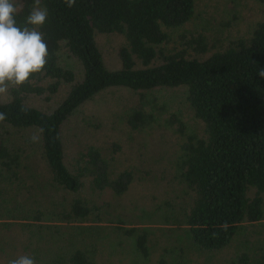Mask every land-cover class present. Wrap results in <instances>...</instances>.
Segmentation results:
<instances>
[{"label": "trees", "instance_id": "trees-1", "mask_svg": "<svg viewBox=\"0 0 264 264\" xmlns=\"http://www.w3.org/2000/svg\"><path fill=\"white\" fill-rule=\"evenodd\" d=\"M20 2L15 18L22 27L34 0ZM196 5L197 0H75L68 7L65 0H41L48 11L37 29L48 47L45 68L23 86L0 93V113L6 116L0 121L1 264L23 255L35 264H98L99 256L121 264L123 237L146 260L155 245L171 261L161 264H186L178 259L185 258L182 243L162 246L147 229L109 219L112 205L104 195L126 194L133 172L114 175V160L92 144L67 164L62 126L112 89L137 97L119 115L134 132L156 125L148 97L160 89L185 88L204 126L200 136L187 134L176 118L169 121L186 138L174 160L184 190L181 205L168 201L161 216L165 224L179 226V241H189L199 253H216L230 246L244 224L264 221V78L258 75L264 69V20L224 45L179 32L195 19ZM98 33L125 38L119 70L107 68ZM62 53L81 65L78 74L61 65ZM27 130L37 133L36 141L26 137ZM232 264H248V256Z\"/></svg>", "mask_w": 264, "mask_h": 264}, {"label": "rangeland", "instance_id": "rangeland-1", "mask_svg": "<svg viewBox=\"0 0 264 264\" xmlns=\"http://www.w3.org/2000/svg\"><path fill=\"white\" fill-rule=\"evenodd\" d=\"M260 20H264V0H197L195 19L179 32L204 34L225 45L232 39L248 35L254 24ZM179 32H174V39H177ZM96 41L107 68L112 71L119 70V50L125 45V38L118 34L98 33ZM60 63L77 74L81 71V65L64 53ZM150 96L147 110L154 113L157 123L152 129L141 133L132 131L119 120L124 109L137 103V97L125 89L107 90L82 105L62 126L67 164L71 166L76 153L83 146L92 144L101 149L104 156L114 160L111 163L114 175L124 171L133 172L134 182L126 194L116 197L108 191L104 195L103 200L112 205L109 219L115 222L120 217L125 221L126 228L147 229L154 234L151 239L162 246L167 244L174 247L182 243L181 246L186 249L185 258H178L182 262L186 260V264H232L245 254L248 256V264H264V221L244 224L230 246L216 253L197 252L188 246L191 245L189 241H179L178 236L182 232H174L180 231L179 226L163 222L164 217L161 215L167 209H161L165 208L168 201H172L173 205H181L180 193L184 190L177 178L174 160L180 154L186 138L178 131V126H170L169 121L171 117L176 118L184 124L187 134L200 136L203 135L204 126L190 109L185 88L160 89L151 98ZM153 100L156 102L153 103ZM31 102L42 107L37 100ZM24 134L31 141L37 140V133L33 130H27ZM17 138H14L15 142ZM254 194L255 190L251 192V196ZM102 226L117 224L105 223ZM167 232L169 234L163 237L162 233ZM112 237L110 233L106 239L111 240ZM118 247L125 254L121 253V264L171 262L168 258H162L164 253L161 254L155 245L151 249L149 260L135 253L133 241L128 238L123 237ZM2 264L7 263L2 261ZM98 264L108 263L99 256Z\"/></svg>", "mask_w": 264, "mask_h": 264}, {"label": "clouds", "instance_id": "clouds-1", "mask_svg": "<svg viewBox=\"0 0 264 264\" xmlns=\"http://www.w3.org/2000/svg\"><path fill=\"white\" fill-rule=\"evenodd\" d=\"M65 3L72 7L75 0H65ZM40 5L41 0H34L21 27L15 18L22 7L20 0H0V93L23 86L33 74L45 68L48 47L37 29L45 24L48 11ZM258 75L264 78V69ZM5 118L0 113V121ZM8 264H35V260L23 255L9 260Z\"/></svg>", "mask_w": 264, "mask_h": 264}]
</instances>
